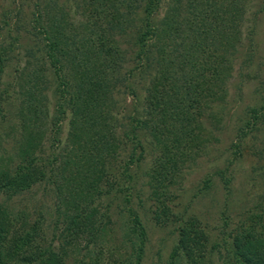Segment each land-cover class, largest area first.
<instances>
[{"label": "rangeland", "instance_id": "rangeland-1", "mask_svg": "<svg viewBox=\"0 0 264 264\" xmlns=\"http://www.w3.org/2000/svg\"><path fill=\"white\" fill-rule=\"evenodd\" d=\"M240 1L245 10L238 20L236 0H158L157 38L147 57L151 67L140 74L136 40L145 0H0L2 264H235V246L250 243L252 253H263L264 0ZM176 8L182 22L171 25ZM208 27L209 46L205 52L200 47L199 57L209 77L216 72L225 79V98L202 102L207 140L169 189L170 215L161 225L150 182L159 148L148 133L133 129V119H148L142 100L160 43L172 41L178 31L188 45L193 33ZM45 33L58 40L67 93L89 92L97 79L112 113L105 129L111 155L101 195L91 206L98 221L94 237L84 229L71 234L69 210L59 199L56 174L70 151V115L56 117L59 82L45 60ZM252 109L258 113L246 129ZM20 167L32 172H19L17 184L35 182L19 193L5 184ZM188 219L206 241L201 245L187 236L189 251L172 263L178 230Z\"/></svg>", "mask_w": 264, "mask_h": 264}, {"label": "trees", "instance_id": "trees-1", "mask_svg": "<svg viewBox=\"0 0 264 264\" xmlns=\"http://www.w3.org/2000/svg\"><path fill=\"white\" fill-rule=\"evenodd\" d=\"M176 1L179 3V0ZM157 5L158 0H145L141 12V31L136 40L138 60L136 67L140 74L151 67L147 57L151 40L157 38V27L153 23ZM236 5L239 20L245 6H242L240 0H236ZM174 12L175 10L169 17L171 25L177 23V19L182 22L180 11L176 8ZM194 18L199 20L196 24L201 25L199 16L194 15ZM194 29H197V26ZM173 34L172 41L165 42L162 46L160 43L156 58L152 60L155 61L153 62L155 72L153 78L149 80L142 100L146 105L148 119H133V129L148 133L159 148V156L151 168L150 182L153 186V198L160 205L158 212L157 210L154 212L155 220L161 225L168 221L170 215L169 206L166 204L169 189L181 178L184 165L198 156L204 141L207 140L201 125V119L206 112V106L202 105V102L206 103L210 99L209 104H214L222 102L225 98V79L216 72L213 77H209L207 74L210 71L202 68L203 64L199 57L200 47L203 48L202 52H205L206 47L209 46V27L206 31L193 33V37H189L188 45H185L183 38L178 37V31H173ZM236 35L239 40V35ZM43 37L46 41L45 60L59 82L57 85L59 95L55 105L56 117L63 120L66 113L69 112L70 115L66 137L70 151L66 160L60 163V169L56 174L59 199L69 210L71 216L69 224L73 226L71 234L77 237L84 229L93 231L90 237H94L98 230V221L94 220L95 210L91 206L96 197L101 195L100 183L105 176L107 158L111 155L112 144L106 138L110 132L105 129L112 113L106 107L104 96L106 90L99 86L97 79L95 84L91 83L89 92L83 89L73 94L67 93L66 83L62 78L63 66L58 55V40L47 33ZM105 62L106 67L111 65L109 61ZM95 85L98 88H94ZM207 85H211V88L207 89ZM33 93L30 91L28 95L31 97ZM259 110L264 111V106ZM29 113H33L34 117L38 116L36 111ZM257 113L255 109L250 111V117L245 124L246 129L251 126V120ZM240 134H245V130ZM21 171L31 173L32 169L20 167L13 178L6 182L5 185L11 186L14 192L27 190L35 182L31 181L26 184L27 186L17 184V176ZM38 175L44 177L43 172ZM196 224L194 219H188L179 228V241L171 255L172 263L177 256L189 251L188 244L185 245L187 236L194 237L193 239L201 245L206 241L205 235ZM195 227L200 233H196L198 230L196 231ZM102 233L103 231L99 232L98 236ZM245 241L247 243L246 238ZM235 247L238 248L234 251L235 264H264V250L260 254L252 253L251 243L244 249L239 245ZM0 264H2L1 258ZM57 264L60 263L57 261ZM135 264H139V261Z\"/></svg>", "mask_w": 264, "mask_h": 264}]
</instances>
